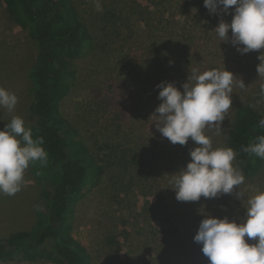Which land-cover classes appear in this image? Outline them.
<instances>
[{"label": "rangeland", "instance_id": "374dc122", "mask_svg": "<svg viewBox=\"0 0 264 264\" xmlns=\"http://www.w3.org/2000/svg\"><path fill=\"white\" fill-rule=\"evenodd\" d=\"M69 1L89 27L93 43L73 60V76L62 87L67 93L58 110L102 169L98 185L85 187L73 205L71 236L88 251L91 264H208L202 246L193 240L200 221L210 214L241 222L247 200L264 191V167L253 178L244 176L232 194L177 201L172 177L190 161L189 151L196 145L190 138L184 146L173 145L156 129L150 117L161 102L156 85L172 82L182 91L193 69L232 72V108L222 134L205 129L214 149L228 147L235 109L249 105L264 110V77L256 71L264 49L242 55L230 42H220L214 28L221 20L230 22L233 10L210 14L203 0H134L140 6L137 13L133 0H100L99 11L94 0ZM34 58L28 31L9 19L0 0V87L18 97L13 112L0 108V124L18 115L32 129L28 71ZM47 188L28 167L21 191L3 194L0 201V236L32 227L42 210L38 195ZM238 190L244 193L241 199ZM0 264L55 263L44 258Z\"/></svg>", "mask_w": 264, "mask_h": 264}, {"label": "clouds", "instance_id": "9594fccd", "mask_svg": "<svg viewBox=\"0 0 264 264\" xmlns=\"http://www.w3.org/2000/svg\"><path fill=\"white\" fill-rule=\"evenodd\" d=\"M94 3L98 11L102 10L100 0ZM203 5L210 14L227 15L233 10L230 22L221 20L214 28L220 42H230L242 55L264 49V0H203ZM262 54L258 55L256 66L260 77H264ZM234 79V74L225 68L202 73L193 69L181 85L182 91L172 82L156 85L161 102L150 115L156 129L173 145L184 146L189 138L196 145L189 151L190 161L172 177L175 199L179 202L232 194L245 181L242 171L233 165L237 153L230 147L214 149L211 137L205 133L208 129L222 134V122L232 108ZM240 86L245 87L242 80ZM260 95L264 97V84L260 86ZM17 104L16 94L0 87V108L11 113ZM258 124L264 129V117ZM255 140L241 146V151L264 159V135ZM43 144L44 138L33 137L22 116L13 115L0 128V193L15 195L22 189L30 163L38 161L42 166L47 163L48 153ZM235 195L237 199L244 197L239 190ZM246 237L255 243L247 242ZM193 240L202 246L201 252L208 264H264V191L247 200L239 223L205 214Z\"/></svg>", "mask_w": 264, "mask_h": 264}, {"label": "trees", "instance_id": "16d2710c", "mask_svg": "<svg viewBox=\"0 0 264 264\" xmlns=\"http://www.w3.org/2000/svg\"><path fill=\"white\" fill-rule=\"evenodd\" d=\"M2 2L9 19L28 31L35 51L28 71L32 98L28 117L33 122V137L44 138L42 147L48 159L43 166L37 161L30 163L29 168L36 180L48 188L38 195L42 210H37L32 227L0 236V262H36L45 258L55 264H91L88 251L71 236L69 220L85 187L98 185L102 169L80 135L72 132L60 117L58 104L67 93L62 87L73 76V60L92 46L93 36L69 0ZM132 7L133 13L140 8L134 0ZM143 8L151 14L148 7ZM262 117L264 110L259 112L249 105L238 106L233 112L227 146L237 153L233 162L245 177L253 178L264 167V159L241 151V146L264 135L258 124ZM5 124L1 123L0 128ZM2 197L0 193V201Z\"/></svg>", "mask_w": 264, "mask_h": 264}]
</instances>
